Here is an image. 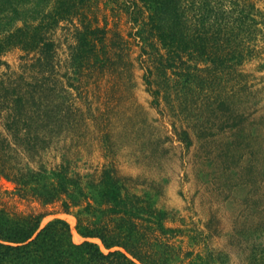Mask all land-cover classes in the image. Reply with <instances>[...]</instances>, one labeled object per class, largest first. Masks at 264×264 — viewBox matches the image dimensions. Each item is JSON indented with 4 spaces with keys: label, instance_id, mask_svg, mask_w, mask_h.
<instances>
[{
    "label": "trees",
    "instance_id": "16d2710c",
    "mask_svg": "<svg viewBox=\"0 0 264 264\" xmlns=\"http://www.w3.org/2000/svg\"><path fill=\"white\" fill-rule=\"evenodd\" d=\"M17 50L13 66L5 57ZM263 53L264 0H0V177L44 207L61 202L24 212L0 196V264H264V229H238L245 241L209 248L197 263L132 177L105 166L84 185L69 161L42 159L55 138L87 126L86 95L123 92L138 70L155 103L176 112L232 103L244 114L241 66ZM58 212L75 216L83 241L65 218L42 224Z\"/></svg>",
    "mask_w": 264,
    "mask_h": 264
},
{
    "label": "rangeland",
    "instance_id": "374dc122",
    "mask_svg": "<svg viewBox=\"0 0 264 264\" xmlns=\"http://www.w3.org/2000/svg\"><path fill=\"white\" fill-rule=\"evenodd\" d=\"M21 54L12 51L5 59L14 66ZM262 58L241 66L248 77L238 84L243 91L235 100L243 99L238 111L244 114L231 111L236 110L230 102L216 113L184 107L176 112L169 104L155 103L138 70L135 83L123 92L95 90L86 95L82 101L87 126L55 138L42 159L50 164L69 161L71 172L78 173L84 185L96 182L105 166L132 177L134 191L148 194L157 208L167 211V226L178 229L176 242L200 263L209 248L221 249L231 238L245 241L248 226L264 229L263 215L254 213L261 222L250 221L251 212L264 210V53ZM90 191L86 188L94 202L96 195ZM0 196L17 211L61 209V202L44 207L30 195L21 196L4 177ZM84 207L73 208V214ZM74 215L50 214L42 224L65 218L74 240L81 242ZM240 228L245 233L235 238ZM230 247L236 259L237 247Z\"/></svg>",
    "mask_w": 264,
    "mask_h": 264
}]
</instances>
